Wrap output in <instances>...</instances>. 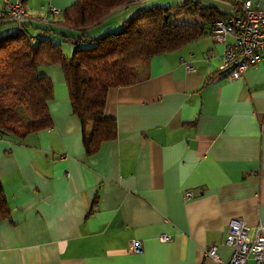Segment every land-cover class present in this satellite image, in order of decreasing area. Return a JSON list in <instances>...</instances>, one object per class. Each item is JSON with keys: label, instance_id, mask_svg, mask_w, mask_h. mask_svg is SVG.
I'll return each mask as SVG.
<instances>
[{"label": "crops", "instance_id": "crops-1", "mask_svg": "<svg viewBox=\"0 0 264 264\" xmlns=\"http://www.w3.org/2000/svg\"><path fill=\"white\" fill-rule=\"evenodd\" d=\"M14 1L0 0V8ZM73 1L23 0L22 6L38 14ZM121 11L89 36L114 31L138 10ZM12 31L11 23L0 25V37ZM222 49L207 32L135 64L134 81L106 93L103 114L114 119L116 137L89 157L60 67L39 68L51 84L52 127L22 140L0 137V185L9 210L0 220V264H213L204 252L215 247L221 260L229 258L223 239L231 220L264 228V61L227 82L217 73ZM161 235L169 241L160 242ZM132 241L140 243L137 254L129 251Z\"/></svg>", "mask_w": 264, "mask_h": 264}, {"label": "trees", "instance_id": "trees-1", "mask_svg": "<svg viewBox=\"0 0 264 264\" xmlns=\"http://www.w3.org/2000/svg\"><path fill=\"white\" fill-rule=\"evenodd\" d=\"M142 1L74 0L64 10L59 9L58 16L49 14L41 25L24 23L21 32L14 31L13 25L12 33L1 36L0 137L22 140L28 134L52 127L47 110L52 98L51 84L38 69L57 65L71 114L81 127L84 154L92 156L102 143L116 137L114 119L103 114L108 88L133 82L135 64L180 50L206 36L210 23L228 15V11L221 12L214 6L183 0L177 5L138 10L120 23L118 31L89 36L90 28L101 25L115 11ZM187 17H196L197 21L187 22ZM6 23L10 22L0 25ZM27 27L37 34L28 38ZM56 29H68L76 36L64 35ZM63 43L70 46L68 56L62 54ZM103 62L108 64L107 76L99 68ZM8 213L0 185V220Z\"/></svg>", "mask_w": 264, "mask_h": 264}, {"label": "built area", "instance_id": "built-area-1", "mask_svg": "<svg viewBox=\"0 0 264 264\" xmlns=\"http://www.w3.org/2000/svg\"><path fill=\"white\" fill-rule=\"evenodd\" d=\"M22 0L4 5L0 10V22H10L14 31L21 32L22 24H41L48 15L58 16L60 10L54 7L45 9L36 16L30 15L21 8ZM231 6L226 18L213 21L208 25V35L215 44L223 46L220 72L227 82L242 77L248 67H254L264 61V7L250 0H215ZM48 12V13H47ZM226 37L231 38L225 43ZM191 71L189 65H184ZM191 196L186 193L185 197ZM160 242L169 241L165 235L159 236ZM223 245L229 248L230 255L226 261L216 253L215 247H210L204 256L213 264H264V228L256 223L249 228L241 220H231L225 230ZM129 251L140 252V243L132 241Z\"/></svg>", "mask_w": 264, "mask_h": 264}, {"label": "rangeland", "instance_id": "rangeland-1", "mask_svg": "<svg viewBox=\"0 0 264 264\" xmlns=\"http://www.w3.org/2000/svg\"><path fill=\"white\" fill-rule=\"evenodd\" d=\"M23 1V0H22ZM22 1H21V8L25 11V12H27L24 8H23V6H22ZM6 4H9V3H6ZM5 3H4V5H6ZM4 5H3V7H4ZM215 7H217L220 11H222V12H226V11H230L231 10V6L230 5H228V8H227V4L225 3V2H222V1H218V2H215ZM213 6V5H212ZM3 7L2 8H0V10L1 9H3ZM150 7V6H149ZM147 8V7H146ZM141 9H143L142 8V6L141 5H131V6H129L127 9H125V10H122L119 14H120V16H122L123 14L124 15H129L131 12H133L134 10H141ZM39 12H44V9H43V7H41V9H39L38 10ZM28 13V12H27ZM28 14H30V13H28ZM39 14V13H38ZM38 14H30V15H33V16H36V15H38ZM186 21L187 22H194V21H197L196 20V17H187L186 18ZM1 26H3V25H1ZM118 29H119V27H117L114 31H118ZM54 38H56V40L58 39V36H54ZM61 49H62V54L63 55H65V56H68L69 54H70V51H71V49H70V46L69 45H67V44H65V43H63V44H61ZM70 49V50H69ZM69 50V51H68ZM188 65V64H187ZM106 66H108V64L106 63V62H103V63H100L99 64V68L101 69V72H102V75L103 76H107V75H109L108 74V72L106 71V69H107V67ZM66 89V88H65ZM66 94H67V91H66ZM67 98H68V96H67Z\"/></svg>", "mask_w": 264, "mask_h": 264}]
</instances>
